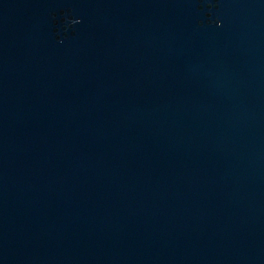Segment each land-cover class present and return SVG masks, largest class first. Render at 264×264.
Wrapping results in <instances>:
<instances>
[{
	"label": "water",
	"instance_id": "95a60500",
	"mask_svg": "<svg viewBox=\"0 0 264 264\" xmlns=\"http://www.w3.org/2000/svg\"><path fill=\"white\" fill-rule=\"evenodd\" d=\"M0 264H264V0H0Z\"/></svg>",
	"mask_w": 264,
	"mask_h": 264
}]
</instances>
